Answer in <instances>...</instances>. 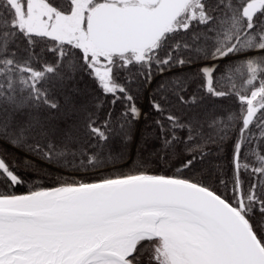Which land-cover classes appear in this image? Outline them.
Returning <instances> with one entry per match:
<instances>
[{
    "label": "trees",
    "instance_id": "16d2710c",
    "mask_svg": "<svg viewBox=\"0 0 264 264\" xmlns=\"http://www.w3.org/2000/svg\"><path fill=\"white\" fill-rule=\"evenodd\" d=\"M44 1L63 14L73 6ZM253 1L200 0L206 19L165 33L147 60L112 59L107 92L78 47L25 33L0 0V196L177 177L236 207L264 248V5L245 16ZM256 90L261 105L245 125ZM159 257L158 240H143L131 261L165 264Z\"/></svg>",
    "mask_w": 264,
    "mask_h": 264
},
{
    "label": "water",
    "instance_id": "95a60500",
    "mask_svg": "<svg viewBox=\"0 0 264 264\" xmlns=\"http://www.w3.org/2000/svg\"><path fill=\"white\" fill-rule=\"evenodd\" d=\"M140 1L153 7H95L87 25L94 46L112 54L147 49L190 0ZM260 7L251 3L244 15L251 17ZM251 118L246 113L244 124ZM167 220L199 228L214 264H264V248L236 207L199 184L155 174L0 196V259L24 260V244L38 243L49 250V264H96L103 256L134 264L131 256L140 241L158 240L161 246L157 228Z\"/></svg>",
    "mask_w": 264,
    "mask_h": 264
},
{
    "label": "rangeland",
    "instance_id": "374dc122",
    "mask_svg": "<svg viewBox=\"0 0 264 264\" xmlns=\"http://www.w3.org/2000/svg\"><path fill=\"white\" fill-rule=\"evenodd\" d=\"M73 0L72 10L63 14L55 11L44 0H27L23 6L19 0H8L15 11V24L27 34L45 35L61 43H69L78 47L91 66L99 84L107 92H113L116 88L110 81L109 63L116 58L124 64L132 61L139 62L148 59L152 50L157 47L158 39L152 46L143 50H130L121 54H112L94 46L88 34V17L91 11L99 4L108 3L119 7L139 5L151 9L153 5L140 0ZM264 5V0H255ZM205 14L201 9L200 0L188 1L180 11L175 21L165 29L170 33L177 29L185 28L191 21H204ZM211 64L204 63L202 70L209 80ZM261 91L256 90L254 94L246 99L247 113H254L260 107ZM259 95V96H258ZM12 149V148H11ZM30 158L29 155H26ZM32 158V157H31ZM76 176V173L70 174ZM160 260L165 264H171L162 246L159 248Z\"/></svg>",
    "mask_w": 264,
    "mask_h": 264
},
{
    "label": "bare ground",
    "instance_id": "6f19581e",
    "mask_svg": "<svg viewBox=\"0 0 264 264\" xmlns=\"http://www.w3.org/2000/svg\"><path fill=\"white\" fill-rule=\"evenodd\" d=\"M20 153L26 156L23 152ZM168 221L161 224L157 230L163 237L161 246L171 264H214L211 245L199 228L186 222V227L179 228ZM24 247L27 251L24 260L16 261L15 257L7 256L0 259V264H49V250L43 245L29 243L24 244ZM96 264L118 263L108 256H103Z\"/></svg>",
    "mask_w": 264,
    "mask_h": 264
}]
</instances>
